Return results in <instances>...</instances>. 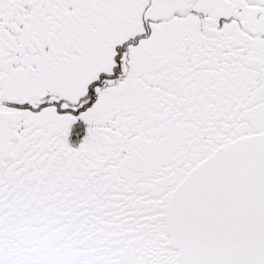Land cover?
<instances>
[{
  "label": "snow or ice",
  "instance_id": "6c2138e0",
  "mask_svg": "<svg viewBox=\"0 0 264 264\" xmlns=\"http://www.w3.org/2000/svg\"><path fill=\"white\" fill-rule=\"evenodd\" d=\"M0 264H264V0H0Z\"/></svg>",
  "mask_w": 264,
  "mask_h": 264
}]
</instances>
